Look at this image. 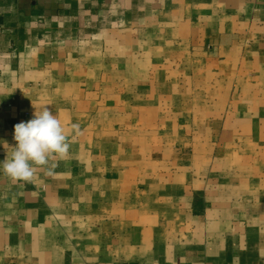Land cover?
<instances>
[{
  "label": "crops",
  "instance_id": "crops-1",
  "mask_svg": "<svg viewBox=\"0 0 264 264\" xmlns=\"http://www.w3.org/2000/svg\"><path fill=\"white\" fill-rule=\"evenodd\" d=\"M0 24V162L44 105L70 142L31 181L0 164V264H264V0H0Z\"/></svg>",
  "mask_w": 264,
  "mask_h": 264
},
{
  "label": "clouds",
  "instance_id": "clouds-1",
  "mask_svg": "<svg viewBox=\"0 0 264 264\" xmlns=\"http://www.w3.org/2000/svg\"><path fill=\"white\" fill-rule=\"evenodd\" d=\"M71 128L75 136L81 134L78 124ZM13 138L16 141L13 151L0 164L4 173L17 181H31L37 166L45 167L55 158H64L70 148L65 127L45 105L29 121L14 125Z\"/></svg>",
  "mask_w": 264,
  "mask_h": 264
},
{
  "label": "built area",
  "instance_id": "built-area-1",
  "mask_svg": "<svg viewBox=\"0 0 264 264\" xmlns=\"http://www.w3.org/2000/svg\"><path fill=\"white\" fill-rule=\"evenodd\" d=\"M1 33H2V27H1V24H0V35H1Z\"/></svg>",
  "mask_w": 264,
  "mask_h": 264
}]
</instances>
